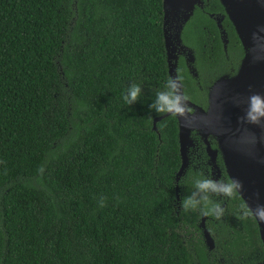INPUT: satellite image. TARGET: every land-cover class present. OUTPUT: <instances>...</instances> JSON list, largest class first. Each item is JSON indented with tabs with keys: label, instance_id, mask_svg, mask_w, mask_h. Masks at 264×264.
I'll use <instances>...</instances> for the list:
<instances>
[{
	"label": "trees",
	"instance_id": "trees-1",
	"mask_svg": "<svg viewBox=\"0 0 264 264\" xmlns=\"http://www.w3.org/2000/svg\"><path fill=\"white\" fill-rule=\"evenodd\" d=\"M162 15V0H0V264H264L237 193L210 194L220 219L181 209L208 161L198 142L175 181L176 118L152 128Z\"/></svg>",
	"mask_w": 264,
	"mask_h": 264
},
{
	"label": "water",
	"instance_id": "water-1",
	"mask_svg": "<svg viewBox=\"0 0 264 264\" xmlns=\"http://www.w3.org/2000/svg\"><path fill=\"white\" fill-rule=\"evenodd\" d=\"M198 0H162V29L165 39V24L170 17L185 19ZM230 20L245 55L236 75L217 82L209 91L207 110L193 112L188 121L175 116L180 166L175 181L186 167V147L189 133H200L205 152L214 163L216 151L211 150L207 141L210 134L217 143L222 164L229 181L238 180L242 190L236 193L246 208L255 209L264 204V126L242 122L241 117L249 107V98L259 94L264 98V0H220ZM172 115L153 119L156 121ZM254 217V216H253ZM255 219L258 234L264 247V222ZM199 228L208 251L213 241L205 229L204 217H200Z\"/></svg>",
	"mask_w": 264,
	"mask_h": 264
},
{
	"label": "flooded vegetation",
	"instance_id": "flooded-vegetation-1",
	"mask_svg": "<svg viewBox=\"0 0 264 264\" xmlns=\"http://www.w3.org/2000/svg\"><path fill=\"white\" fill-rule=\"evenodd\" d=\"M229 25L234 32L220 0L215 2L198 0L185 19L170 17L166 21L167 68L170 78H175L181 83V90L188 97V104L193 112L207 110L210 89L217 82L234 77L244 58L245 50L236 34V48L228 47ZM209 137L212 138V141L208 142L209 147L216 151L214 163H211L205 152L200 133L193 130L189 133L185 168L188 165L192 170L198 168L196 162L199 160V155L195 146L201 142L204 156L208 161L205 170L207 179L218 182L221 169L216 166V161L220 160L222 164V159L216 140L208 134L207 141ZM222 170H224L223 164ZM218 197L220 198L221 195Z\"/></svg>",
	"mask_w": 264,
	"mask_h": 264
},
{
	"label": "clouds",
	"instance_id": "clouds-1",
	"mask_svg": "<svg viewBox=\"0 0 264 264\" xmlns=\"http://www.w3.org/2000/svg\"><path fill=\"white\" fill-rule=\"evenodd\" d=\"M181 89V83L175 78H170L165 85V90L156 93V99L149 105V108L157 113L172 114L188 121L193 114V110L188 104V97ZM141 93V86L132 84L127 89L123 99L130 106L138 101ZM249 100V107L240 118L241 121L264 126V98H261L259 94H253ZM242 187L241 182L238 180H231L227 183H220L211 179L199 180L195 184L196 190L181 198V209L188 211L189 209L196 210L199 208L203 215H215L217 219H220L223 215V208L219 203L211 201L210 194L232 196L237 191L242 190ZM209 205L211 206L209 207ZM247 214L264 222V204H258L255 209L248 208Z\"/></svg>",
	"mask_w": 264,
	"mask_h": 264
},
{
	"label": "rangeland",
	"instance_id": "rangeland-1",
	"mask_svg": "<svg viewBox=\"0 0 264 264\" xmlns=\"http://www.w3.org/2000/svg\"><path fill=\"white\" fill-rule=\"evenodd\" d=\"M188 148L186 147V150H187Z\"/></svg>",
	"mask_w": 264,
	"mask_h": 264
}]
</instances>
